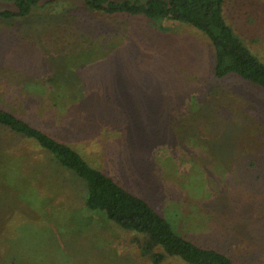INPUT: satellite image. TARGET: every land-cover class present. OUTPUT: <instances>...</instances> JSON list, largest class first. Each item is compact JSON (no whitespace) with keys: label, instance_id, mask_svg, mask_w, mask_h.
<instances>
[{"label":"rangeland","instance_id":"374dc122","mask_svg":"<svg viewBox=\"0 0 264 264\" xmlns=\"http://www.w3.org/2000/svg\"><path fill=\"white\" fill-rule=\"evenodd\" d=\"M224 14L264 61V0H226ZM158 25L39 0L0 20V106L71 143L181 237L264 264V90L215 78L199 31ZM27 146L0 130V264H154L140 235L84 210L82 183Z\"/></svg>","mask_w":264,"mask_h":264},{"label":"trees","instance_id":"16d2710c","mask_svg":"<svg viewBox=\"0 0 264 264\" xmlns=\"http://www.w3.org/2000/svg\"><path fill=\"white\" fill-rule=\"evenodd\" d=\"M11 8L0 7V20L28 15L39 0H2ZM226 0H83L88 10L108 15H140L154 25L180 23L199 31L213 49V76L235 75L264 90V61L260 59L226 21ZM0 130L15 135L47 158L60 171L82 183L84 210L100 213L109 221L138 235L143 255L154 264L166 256L178 257L186 264H232L223 253L201 248L174 232L170 224L143 199L91 166L69 142L60 141L24 117L0 106Z\"/></svg>","mask_w":264,"mask_h":264}]
</instances>
